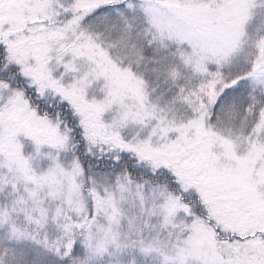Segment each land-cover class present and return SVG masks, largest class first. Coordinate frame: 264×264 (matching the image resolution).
<instances>
[{"label":"snow or ice","instance_id":"1","mask_svg":"<svg viewBox=\"0 0 264 264\" xmlns=\"http://www.w3.org/2000/svg\"><path fill=\"white\" fill-rule=\"evenodd\" d=\"M0 264H264V0H0Z\"/></svg>","mask_w":264,"mask_h":264}]
</instances>
